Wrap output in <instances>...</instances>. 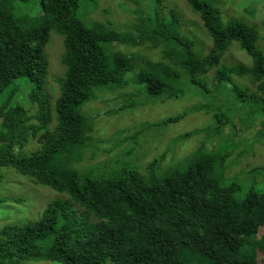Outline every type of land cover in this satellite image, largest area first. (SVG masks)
I'll return each instance as SVG.
<instances>
[{"label": "trees", "instance_id": "16d2710c", "mask_svg": "<svg viewBox=\"0 0 264 264\" xmlns=\"http://www.w3.org/2000/svg\"><path fill=\"white\" fill-rule=\"evenodd\" d=\"M15 1L28 0H0V93L20 77H28L33 87L28 93L10 92V97L19 93L10 106L15 125L6 146L0 138V168L11 166L65 195L38 220L0 229V264L16 258L61 264H264V189L252 186L238 197L240 185L215 174L219 156L214 151L153 179L129 166L98 175L74 163L83 158L93 129L82 106L97 85H121L124 74L137 66L135 80L165 98L183 96L184 77L194 79L214 67L217 86L231 83L234 75L249 76L259 96L236 82L232 91L240 102L259 107L264 117V50L258 29L241 18L225 20L210 0H188L212 38L211 49L202 56L181 30L176 12H164L166 0H145L126 30L87 23L77 14L80 0H40L42 13L35 16L16 14ZM52 31L64 36L66 47V72L58 80L61 93L55 106L44 90V48ZM137 35L160 36L163 58L146 57L138 64L135 54L107 55L105 44H125ZM234 44L250 56V66L221 62ZM224 121L215 125L217 131ZM30 139L39 142L31 151Z\"/></svg>", "mask_w": 264, "mask_h": 264}, {"label": "rangeland", "instance_id": "374dc122", "mask_svg": "<svg viewBox=\"0 0 264 264\" xmlns=\"http://www.w3.org/2000/svg\"><path fill=\"white\" fill-rule=\"evenodd\" d=\"M210 1L218 6L225 20L237 17L254 25L259 31L258 44L264 50V0ZM15 5V13L19 15L42 13L40 0L15 1ZM143 5H146L145 0H80L77 14L87 23L101 21L117 30H126L131 29L137 18L136 9ZM163 6L168 14L176 12L181 30L192 39L195 51L202 56L207 55L213 45L212 38L203 26L200 14L191 9L188 0H166ZM160 40V36L137 35L125 44L107 43L105 49L107 55L114 51L135 54L140 64L139 60L146 57L154 61L163 58L158 44ZM227 49L221 59L225 66L252 64L250 56L238 44ZM65 50L64 36L52 31L44 48L48 64L44 90L53 106L61 93L58 80L66 72L62 62ZM138 70L137 66L126 72L121 85H97L94 96L82 106L93 129L83 158L80 163L74 162L77 167L101 175L129 166L153 179L168 170L183 169L199 155L214 151L219 156L215 174L225 182L239 184L238 197L252 186L264 189V117L259 107H249L246 102H240L237 91H232L236 82L259 96L257 83H253L249 76L234 75L231 83L217 86V67H214L197 78L184 77L187 89L183 96L165 98L152 95L144 83L135 80ZM32 87L33 82L28 77H20L0 93V125L3 123L7 127L0 126L4 146L15 125L10 106L17 103L19 93H28ZM15 88L19 93L10 97ZM18 102L30 104L20 98ZM247 114L252 117L245 118ZM176 115H182L181 119L164 122ZM222 120H225L224 125L217 131L215 125ZM38 146L39 142L30 139L27 149L31 151ZM225 154L229 155L222 160ZM0 173V197L3 198L0 202V229L7 224L38 220L51 202L65 195L34 182L32 177L11 166H1ZM242 251L247 250L243 248ZM11 264L61 263L48 259L16 258Z\"/></svg>", "mask_w": 264, "mask_h": 264}]
</instances>
